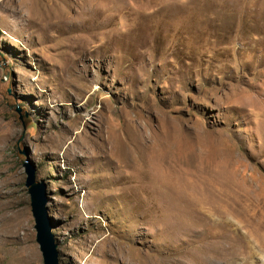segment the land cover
Masks as SVG:
<instances>
[{
	"label": "rangeland",
	"instance_id": "rangeland-1",
	"mask_svg": "<svg viewBox=\"0 0 264 264\" xmlns=\"http://www.w3.org/2000/svg\"><path fill=\"white\" fill-rule=\"evenodd\" d=\"M24 163L59 264H264V0H0V264Z\"/></svg>",
	"mask_w": 264,
	"mask_h": 264
},
{
	"label": "water",
	"instance_id": "water-1",
	"mask_svg": "<svg viewBox=\"0 0 264 264\" xmlns=\"http://www.w3.org/2000/svg\"><path fill=\"white\" fill-rule=\"evenodd\" d=\"M25 187L30 198V209L34 220L36 242L38 244L43 264H59L57 244L50 233L51 223L47 214L48 198L44 186L35 181L34 168L24 163Z\"/></svg>",
	"mask_w": 264,
	"mask_h": 264
},
{
	"label": "bare ground",
	"instance_id": "bare-ground-1",
	"mask_svg": "<svg viewBox=\"0 0 264 264\" xmlns=\"http://www.w3.org/2000/svg\"><path fill=\"white\" fill-rule=\"evenodd\" d=\"M88 5V4H87ZM203 169V168H202ZM263 240V239H262ZM264 241V240H263ZM256 242V241H255ZM261 248H264V242L261 244V246H260ZM259 248V247H258ZM260 249V248H259ZM261 250V249H260ZM264 250V249H263ZM262 250V251H263Z\"/></svg>",
	"mask_w": 264,
	"mask_h": 264
}]
</instances>
